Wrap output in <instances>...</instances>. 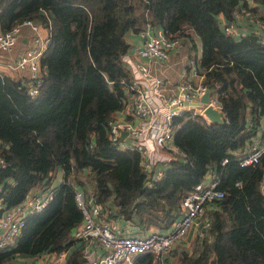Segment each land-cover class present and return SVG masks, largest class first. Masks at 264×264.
I'll return each instance as SVG.
<instances>
[{
	"label": "trees",
	"instance_id": "trees-1",
	"mask_svg": "<svg viewBox=\"0 0 264 264\" xmlns=\"http://www.w3.org/2000/svg\"><path fill=\"white\" fill-rule=\"evenodd\" d=\"M263 8L264 0H0V32L26 19L48 31L35 94L28 93L27 69L0 71L1 203L16 205L62 170L48 204L25 217L14 247L0 249V264L69 248L67 264H87L71 235L82 218L76 188L92 195L106 218L166 231L210 169L223 191L205 205L210 226L190 251L165 264H209L212 257L217 264H264V155L241 166L237 152L254 136L264 138ZM240 17L261 27L245 32ZM224 22L238 32L224 30ZM146 24L188 47L198 36L197 74L223 111L222 123L189 111L175 118L181 124L174 142L184 155L167 162L150 187L139 154L108 138V121L132 91L127 33ZM153 260L143 253L131 264Z\"/></svg>",
	"mask_w": 264,
	"mask_h": 264
},
{
	"label": "built area",
	"instance_id": "built-area-1",
	"mask_svg": "<svg viewBox=\"0 0 264 264\" xmlns=\"http://www.w3.org/2000/svg\"><path fill=\"white\" fill-rule=\"evenodd\" d=\"M243 13L249 14L245 10ZM224 24L223 28L227 32H238L235 24L225 22ZM257 25L261 27L259 22ZM24 26L29 27L33 32V44L20 51L11 66L28 70L32 82L28 93L33 95L41 84L38 60L48 41L47 37L40 34L39 25L26 19L0 32V56L15 47ZM139 33L142 41L136 48L135 55L123 56L132 74L130 84L132 91L120 112L117 111L118 117L108 121V138L121 149L133 150L139 154L142 171L150 175L147 183L150 187L163 175V167H160V164L184 155L174 142V132L181 124V121L175 122V118L183 117L188 111L191 114L200 113L201 110L195 108L192 102L197 101L209 89L202 83V77L197 74V64L193 58L188 61L189 69L192 74L199 76V82L182 78L172 88L167 86L164 78L151 71L150 64L167 62L172 51L180 46L181 38L165 35L149 24H146ZM206 105L221 108L212 93ZM122 132L125 133L123 137H121ZM237 152L241 166L258 162L264 155V138H260L259 135L254 136L243 150ZM227 161L228 159L224 157L220 164L224 165ZM2 165L4 159L0 156V166ZM208 173L213 174V170L210 169ZM262 187L264 188V182ZM51 195L52 189L47 190L42 187L9 208L4 207L0 201V249L14 247L25 217L41 211L48 204ZM222 195L223 191L218 187L216 176L206 184L202 181L197 182L183 197L181 215L168 230L126 235L119 233L113 222L101 217L102 206L94 201L92 195L81 188H76L73 196L82 218L71 235L79 241L95 240L103 248L101 257L88 264H131L137 255L143 253H151L158 264H165L174 243L184 237L192 225H197L200 237L204 234L211 223L209 216L205 215V205L221 198ZM68 251L62 249L48 252L51 256L44 264H67ZM87 251V247L84 246L82 248L84 257L88 256Z\"/></svg>",
	"mask_w": 264,
	"mask_h": 264
},
{
	"label": "crops",
	"instance_id": "crops-1",
	"mask_svg": "<svg viewBox=\"0 0 264 264\" xmlns=\"http://www.w3.org/2000/svg\"><path fill=\"white\" fill-rule=\"evenodd\" d=\"M249 4H252L251 1H249ZM258 13H264V8L258 10ZM241 23H242V27L241 29H244L245 32H247V30L252 27V28H258V25L252 23V21L247 20L248 25H245V19L241 18ZM40 29V34L43 37H47L48 36V31L46 27H42L41 25L39 26ZM130 39V41L128 40ZM128 42H129V48L127 53L124 55L125 56H134L135 52H136V48L140 45L141 41H142V36L140 35L139 32H132L129 31L128 32V38H127ZM33 44V32L31 31V29L27 26L22 27L21 29V34H20V38L17 42V44L15 45V47L8 53H4L2 56H0V71H8L10 69H15L14 67L11 66V64L14 62V60L16 59L17 54L32 46ZM188 46L186 45V42H181L180 46L176 49H174L172 51V53L170 54V58L167 62L165 63H160V62H151V71L164 78V80L167 81L166 85L170 86V88H172V86H174V84L182 79V78H188L191 79V81L197 83L199 82V76L196 74H192L191 70L189 69V67H186V62H183V57L184 55L187 53L188 51ZM9 68V69H8ZM131 94V93H130ZM120 112V111H119ZM119 112H116L114 117H118ZM120 116V115H119ZM167 161L163 162L162 164H160V167H164L166 165ZM215 176V174H211V173H207L204 177V179L202 180V182L204 184L208 183L211 179H213V177ZM62 179V170L61 168H58L55 170L54 174L52 175V178L50 180L49 183H47V185H42L38 188H46L47 190L53 189L54 186H56ZM36 188V189H38ZM35 189V190H36ZM34 190V191H35ZM211 208V204L207 205L206 210ZM182 212V210H181ZM101 217L106 220V221H110L113 222L118 229V232L121 234H126V235H133V234H145V233H150L153 232L155 230H158L157 228L154 227H144L141 226L138 222H131L128 220H124L122 218L119 217H114V218H106L103 214H101ZM168 230V229H167ZM162 232V231H160ZM198 229H197V225H192L189 230L187 231V233L185 234L184 237H182L181 239L177 240L174 245H173V250L171 252V254L169 255V261L172 263L174 261H177V256L175 255V252H179L181 250H188L190 251L192 246L194 245V243L197 241V238H200V236L198 237ZM82 243V248L84 246L87 247L88 249V256L84 257L86 259V263L88 264L90 261L92 260H97L101 257V255L103 254V248L101 247V245L96 242L95 240H88V241H81ZM81 248V249H82ZM72 248H69L68 254H70ZM82 251V250H81ZM51 253H40L37 255H16L14 258H12L10 261H8L6 264H44L45 262H47V260L50 258ZM119 264H126V263H119ZM158 264V263H157Z\"/></svg>",
	"mask_w": 264,
	"mask_h": 264
},
{
	"label": "water",
	"instance_id": "water-1",
	"mask_svg": "<svg viewBox=\"0 0 264 264\" xmlns=\"http://www.w3.org/2000/svg\"><path fill=\"white\" fill-rule=\"evenodd\" d=\"M209 91L204 93L197 101L192 102V105L198 108L203 107L202 113L206 117L208 121L222 123L223 121V111L222 109L213 108L211 105H206V102L209 97ZM125 133L122 132L121 137H123ZM46 181V180H45ZM44 181V182H45ZM261 191H264V188H261ZM152 264H157L156 260H153ZM209 264H217L215 257H212L209 261Z\"/></svg>",
	"mask_w": 264,
	"mask_h": 264
},
{
	"label": "rangeland",
	"instance_id": "rangeland-1",
	"mask_svg": "<svg viewBox=\"0 0 264 264\" xmlns=\"http://www.w3.org/2000/svg\"><path fill=\"white\" fill-rule=\"evenodd\" d=\"M127 38H128V33H127ZM130 41V39H128ZM192 40H193V43L192 44L193 46L189 47L188 48V51L187 53L184 55L183 57V62L185 63H188L189 59L190 58H196L198 59L199 57V54H200V43H199V39H198V36L193 34L192 35Z\"/></svg>",
	"mask_w": 264,
	"mask_h": 264
},
{
	"label": "clouds",
	"instance_id": "clouds-1",
	"mask_svg": "<svg viewBox=\"0 0 264 264\" xmlns=\"http://www.w3.org/2000/svg\"><path fill=\"white\" fill-rule=\"evenodd\" d=\"M182 39V38H181ZM199 75V74H198ZM206 93V92H205ZM209 93H211L210 92V90H209ZM209 96H210V94H209ZM209 98V97H208ZM208 101V100H207ZM207 103V102H206ZM195 107V106H194ZM195 108H197V109H200L201 110V112L199 113V112H197V114H199V115H201L202 117H204L205 119H206V117L203 115V113H202V110H203V107H201V108H198V107H195ZM221 109V108H220ZM207 120V119H206Z\"/></svg>",
	"mask_w": 264,
	"mask_h": 264
}]
</instances>
